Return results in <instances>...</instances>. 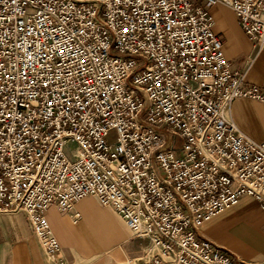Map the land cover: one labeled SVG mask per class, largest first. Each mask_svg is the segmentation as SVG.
<instances>
[{"label": "built area", "instance_id": "obj_1", "mask_svg": "<svg viewBox=\"0 0 264 264\" xmlns=\"http://www.w3.org/2000/svg\"><path fill=\"white\" fill-rule=\"evenodd\" d=\"M213 6L264 50V0H0V211L47 260V209L93 196L157 243L144 264H242L196 237L243 197L264 213V142L229 116L264 91L231 73Z\"/></svg>", "mask_w": 264, "mask_h": 264}, {"label": "crops", "instance_id": "obj_2", "mask_svg": "<svg viewBox=\"0 0 264 264\" xmlns=\"http://www.w3.org/2000/svg\"><path fill=\"white\" fill-rule=\"evenodd\" d=\"M208 12L231 73L243 78V87L264 91V50L244 34L230 9L213 6ZM229 116L245 136L264 142V104L237 99ZM45 216L57 242L59 263L144 264L148 240L133 236L121 216L101 206L96 197L81 199L68 213L51 206ZM196 237L214 243L242 264H264V213L249 197L204 222ZM0 264L57 263L45 258L24 213L0 211Z\"/></svg>", "mask_w": 264, "mask_h": 264}, {"label": "bare ground", "instance_id": "obj_3", "mask_svg": "<svg viewBox=\"0 0 264 264\" xmlns=\"http://www.w3.org/2000/svg\"><path fill=\"white\" fill-rule=\"evenodd\" d=\"M143 229H144V228L141 226V227H140V230L142 231ZM141 238H142V239H143V238L146 239V236L142 235ZM146 240H148V242H149V244H150V248H149V250L146 252V254H145V258H149V257H151L152 255L155 254V252L157 251L158 246H157V243H156L154 240H150V239H146Z\"/></svg>", "mask_w": 264, "mask_h": 264}, {"label": "rangeland", "instance_id": "obj_4", "mask_svg": "<svg viewBox=\"0 0 264 264\" xmlns=\"http://www.w3.org/2000/svg\"><path fill=\"white\" fill-rule=\"evenodd\" d=\"M106 141H107L108 144L114 143V141H115V132H111ZM74 148H75V146L73 144H69L67 149H66V153L68 155H70L71 152H73ZM155 253H158V251H156ZM149 258H147V259H149Z\"/></svg>", "mask_w": 264, "mask_h": 264}]
</instances>
